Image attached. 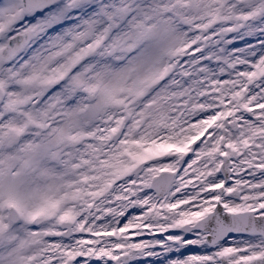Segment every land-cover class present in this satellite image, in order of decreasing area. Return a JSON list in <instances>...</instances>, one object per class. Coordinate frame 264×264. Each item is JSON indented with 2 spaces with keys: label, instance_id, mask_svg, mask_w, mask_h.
Here are the masks:
<instances>
[{
  "label": "snow or ice",
  "instance_id": "1",
  "mask_svg": "<svg viewBox=\"0 0 264 264\" xmlns=\"http://www.w3.org/2000/svg\"><path fill=\"white\" fill-rule=\"evenodd\" d=\"M0 264H264V0H0Z\"/></svg>",
  "mask_w": 264,
  "mask_h": 264
}]
</instances>
